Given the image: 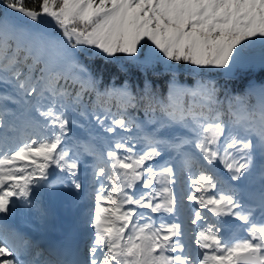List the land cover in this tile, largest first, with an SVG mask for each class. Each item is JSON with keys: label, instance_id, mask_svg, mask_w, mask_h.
<instances>
[{"label": "snow or ice", "instance_id": "snow-or-ice-1", "mask_svg": "<svg viewBox=\"0 0 264 264\" xmlns=\"http://www.w3.org/2000/svg\"><path fill=\"white\" fill-rule=\"evenodd\" d=\"M257 71L264 0H0V264H264Z\"/></svg>", "mask_w": 264, "mask_h": 264}, {"label": "trees", "instance_id": "trees-1", "mask_svg": "<svg viewBox=\"0 0 264 264\" xmlns=\"http://www.w3.org/2000/svg\"><path fill=\"white\" fill-rule=\"evenodd\" d=\"M39 2V0H35V3H38ZM26 4H27V6H29V7H32V6H34V0H26ZM112 72H115V67L113 66L112 67V70H111ZM111 74V72H106L105 73V79H107L108 78V76ZM183 76H185L184 74H182L181 73V75H180V78H182ZM131 79H132V82L135 84V83H137V82H140L141 81V77L139 76V74L138 73H134L133 75H132V77H131ZM154 80H155V82H156V84L161 88V89H165V87H166V77H159V78H153ZM218 80H220L221 81V83H223L224 81H223V79L222 78H220V79H218ZM238 81V80H237ZM240 81V82H239ZM238 82V84L240 85V84H242V82H243V80H239ZM233 83L231 82L230 84H229V86L231 87V88H233Z\"/></svg>", "mask_w": 264, "mask_h": 264}, {"label": "bare ground", "instance_id": "bare-ground-1", "mask_svg": "<svg viewBox=\"0 0 264 264\" xmlns=\"http://www.w3.org/2000/svg\"><path fill=\"white\" fill-rule=\"evenodd\" d=\"M59 208L64 209V211H65L66 214L73 213V214L76 215V209L69 207L66 203L57 202L53 206V212H54L55 209H59ZM55 219H56V216L53 215V217L51 218V220L49 221V223L47 224V226H45L44 228H42L41 231L47 232L50 229H52L55 226Z\"/></svg>", "mask_w": 264, "mask_h": 264}]
</instances>
